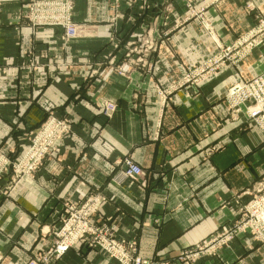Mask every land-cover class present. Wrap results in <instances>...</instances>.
Segmentation results:
<instances>
[{
	"label": "crops",
	"instance_id": "obj_1",
	"mask_svg": "<svg viewBox=\"0 0 264 264\" xmlns=\"http://www.w3.org/2000/svg\"><path fill=\"white\" fill-rule=\"evenodd\" d=\"M193 1L226 45L252 26L244 2L264 12V0ZM184 16L183 0H75L80 36L67 43L60 28L28 19L26 0H0V155L20 160L51 113L71 124L34 177L10 192V175L0 180V264H28L50 249L64 204L91 196L101 198L92 223L105 224L143 260L264 264V243L245 236L219 258L179 260L232 226L235 197L264 181V136L235 121L225 101L230 86L264 72V48L240 68L227 64L198 88L186 85L161 103L159 90L216 52L197 18L163 37L165 22ZM142 37L151 47L133 50ZM103 102L116 106L108 118ZM123 158L143 176L116 186ZM55 264L117 263L84 244Z\"/></svg>",
	"mask_w": 264,
	"mask_h": 264
},
{
	"label": "built area",
	"instance_id": "obj_2",
	"mask_svg": "<svg viewBox=\"0 0 264 264\" xmlns=\"http://www.w3.org/2000/svg\"><path fill=\"white\" fill-rule=\"evenodd\" d=\"M75 0H26L28 19L35 24L54 26L62 30L63 42L70 43L79 38V30L73 21V6ZM263 24V23H262ZM263 28L253 31L250 37L235 41L231 47L224 50L197 68L183 69L182 79L169 91H158L161 103L166 105L172 92L189 85L199 87L207 82L227 64L237 65L256 48V34H261ZM253 36V37H252ZM255 39V40H254ZM143 49H148V41L140 40ZM122 74V69L119 70ZM230 115L235 121H243L257 128L264 136V72L243 82L235 83L227 90L225 97ZM105 117H110L116 106L110 102L100 105ZM42 128L30 138V148L20 161H11L0 155V180L9 176L6 192L14 189L23 178L34 177L41 164L50 156L53 142L70 130L69 122L49 114ZM118 165L120 170L113 176L112 182L120 186L127 181H136L143 176V171L130 159L123 158ZM101 198L91 196L81 202L65 203L61 226L54 234L55 242L47 251L35 255L28 264H55L74 246L87 245L100 250L117 264H158L143 260L123 247V244L110 236L105 224L92 223V218L98 212ZM237 217L232 226L222 229L208 242H203L194 250H187L179 257L180 261L188 262L193 257L211 256L219 258V251L228 248L238 236H245L257 243H264V181L256 183L250 189L235 197ZM199 249L200 252H196ZM194 261V260H193Z\"/></svg>",
	"mask_w": 264,
	"mask_h": 264
},
{
	"label": "rangeland",
	"instance_id": "obj_3",
	"mask_svg": "<svg viewBox=\"0 0 264 264\" xmlns=\"http://www.w3.org/2000/svg\"><path fill=\"white\" fill-rule=\"evenodd\" d=\"M212 2H216V0H211ZM183 2H184V8H185V10H186V16H184V18H182V19H180V18H177L176 20H174V22L175 23H173V25H169L168 26V24H166V22H165V24H164V28L166 29L165 31H163L162 32V34H163V37L164 36H167V34L169 33V31L171 30V29H178V28H180V27H182V25H183V22H185V21H187V20H189V19H192V18H197L199 21H200V23H201V26H202V28H204V30L206 31V33L211 37V39H212V41L214 42V44H215V48H216V52L210 57V58H208L207 60H205V61H203L202 63H200V64H198V65H195V66H193L192 68H190V69H187V70H192L193 68H197L198 66H200V65H202L203 63H205L206 61H208V60H210V59H214V58H216L215 56H217L220 52H221V50H224L226 47H231V46H233L234 44H235V41H237V40H239V39H241V38H245V37H250L251 36V34H253V31L254 32H256V30L260 27V28H263L264 27V12L263 11H261V12H259V11H257L258 9H260V7L259 6H256V5H254L252 2H244L243 3V6H244V10L245 11H247V12H249V15L251 16L252 15V18H253V21H252V26H251V28L248 30V31H246L245 33H243V34H241V36H239L237 39H235V40H233L232 41V43H230V44H225L224 42H222L221 40H220V38H219V36H218V34L214 31V29L212 28V26L209 24V22H207V19L205 18V16H204V8L203 7H196L197 5H196V3L193 1V0H183ZM172 3V2H171ZM170 2L168 3V4H166V12H167V14H171V11H172V4H171ZM168 18H166V20H167ZM165 20V21H166ZM263 23V24H262ZM253 36H257L256 37V48L254 49V50H262L263 48H264V29H262V31H261V34L259 35V34H256V35H253ZM252 36V37H253ZM247 37V38H248ZM143 40H146V41H148V47H151V41H150V39L148 38V37H142V41ZM255 40V39H254ZM136 43H137V45H135L134 47H133V50H135V51H138L139 49H141L142 48V45H141V43H140V41H139V39H136ZM253 50V51H254ZM253 51H251V53L253 52ZM251 53H249L243 60H241L239 63H237V65H233V66H235L236 68H240L241 67V65H242V63L246 60V58L251 54ZM182 72V71H181ZM182 75H181V77H180V79L178 80V81H180L181 79H182ZM178 81H176V82H178ZM175 82V83H176ZM175 83H173V84H175ZM173 84H171L168 88H166V89H163L162 91H169L170 90V87L171 86H173ZM192 88H194V87H192ZM196 88H198V87H196ZM161 91V90H160ZM44 123H42L41 125H40V127H39V129L38 130H36L33 134H37L39 131H40V128H42V125H43ZM69 125H70V127H71V124H70V122H69ZM71 133V128H70V130H69V132L68 133H66V134H70ZM65 134V135H66ZM32 135V134H31ZM31 135L29 136V138H28V143H29V145H28V148H27V150H26V152H25V154L27 153V151L29 150V148H30V138H31ZM64 136V135H63ZM62 137V136H61ZM60 137V138H61ZM60 138H57L54 142H53V146H52V149H51V153H50V156L48 157V158H46V160L47 159H49V158H51L52 157V152H53V148H54V146H55V143L60 139ZM25 154L23 155V157L25 156ZM23 157L20 159V160H22L23 159ZM20 160H16V161H20ZM12 161V160H11ZM15 161V162H16ZM45 161V160H44ZM43 164V163H42ZM42 164H41V166H42ZM41 168V167H40ZM39 168V169H40ZM39 171V170H38ZM201 247V246H200ZM186 252V251H185ZM196 252H200V250L199 249H197L196 250ZM220 252V251H219ZM184 253V252H183ZM196 259V256L195 257H193L192 258V260H189L187 263H191V262H194L193 260H195Z\"/></svg>",
	"mask_w": 264,
	"mask_h": 264
}]
</instances>
